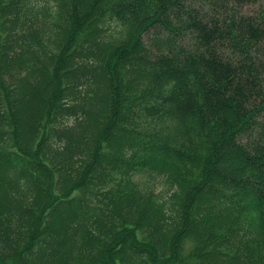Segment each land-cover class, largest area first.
Listing matches in <instances>:
<instances>
[{"label":"trees","instance_id":"trees-1","mask_svg":"<svg viewBox=\"0 0 264 264\" xmlns=\"http://www.w3.org/2000/svg\"><path fill=\"white\" fill-rule=\"evenodd\" d=\"M0 264H264V0H0Z\"/></svg>","mask_w":264,"mask_h":264},{"label":"rangeland","instance_id":"rangeland-1","mask_svg":"<svg viewBox=\"0 0 264 264\" xmlns=\"http://www.w3.org/2000/svg\"><path fill=\"white\" fill-rule=\"evenodd\" d=\"M24 96H25L26 99H28V96L31 97L32 96V93L25 94ZM31 103H32V100L29 99V101H28V106L29 107H31Z\"/></svg>","mask_w":264,"mask_h":264}]
</instances>
